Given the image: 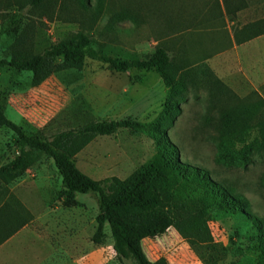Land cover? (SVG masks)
Segmentation results:
<instances>
[{"label": "rangeland", "instance_id": "rangeland-1", "mask_svg": "<svg viewBox=\"0 0 264 264\" xmlns=\"http://www.w3.org/2000/svg\"><path fill=\"white\" fill-rule=\"evenodd\" d=\"M110 1L96 13L84 7L88 0H44L36 6L31 0H0V57L29 56L50 44L75 40L80 33L87 34L97 49L119 58L145 59L163 45L171 55L173 87H166L154 70L119 72L90 58L79 68L59 69L37 86L30 72L5 65L0 66L4 113L28 135L43 137L103 119L157 123L164 138L176 146L178 161L207 171L264 226V41L251 39L238 53L231 51L225 38L230 33L227 27L232 31L235 25L227 17L208 26L216 35L217 28L227 26L219 35L224 47L216 48L225 52L206 53L188 45L182 58L180 41L165 24L158 28L156 23L139 26L118 20ZM244 3L236 17L238 25L264 19V0ZM98 4L89 2L93 9ZM157 135L132 128L98 135L75 155L76 165L94 179L111 175L127 179L155 157ZM19 151L13 131L0 128V167ZM31 156L34 167L28 173L36 178L34 192L16 187L19 177L0 175V186L14 185L25 196V205L17 203V217L79 223L87 229L90 243L97 227L96 199L90 194L68 197L53 159L34 151ZM154 193L161 199L155 209L167 211L176 221L203 212L218 264H258L248 224L237 215L219 213L184 175L168 173L155 182ZM8 200L16 204L14 196ZM11 211L9 220L15 216ZM105 233L100 244L111 249L108 225ZM143 247L149 258L165 257L170 264H205L201 255L212 249L206 245L194 249L175 227L146 240Z\"/></svg>", "mask_w": 264, "mask_h": 264}, {"label": "trees", "instance_id": "trees-1", "mask_svg": "<svg viewBox=\"0 0 264 264\" xmlns=\"http://www.w3.org/2000/svg\"><path fill=\"white\" fill-rule=\"evenodd\" d=\"M43 1L31 0V3L36 6ZM98 1L95 9L89 5L90 0L84 3V7L87 11L98 13L107 7V0ZM110 3L113 8H117L118 20L128 19L139 26L142 23H156L158 28L165 24V30L173 31V35L183 30V24L174 19L176 7L171 0H111ZM260 35H264V19L249 22L235 33L238 42ZM88 58L107 63L119 72L131 69L154 70L168 88H172L175 82L171 55L165 46H158L145 59L119 58L97 49L85 33H80L72 41L63 40L50 44L29 56H13L9 59L0 57V66L7 65L19 71L30 72L32 84L37 86L61 68L81 67ZM185 62L182 60L181 64ZM3 127L13 131L20 151L14 159L0 167V175H22L32 165L33 151L51 157L62 177V185L68 197L90 194L97 201L99 211L92 241L100 244L108 225L114 241L113 247L120 258L133 259L135 264H170L165 257L150 259L143 247V240L160 236L169 228L175 227L194 249L201 245L212 247L207 251V256H201L205 264H218V251L203 212L176 221L167 211L155 209L161 204V199L154 193L155 182L168 173H174L184 175L188 183L202 189L205 197L219 213L237 215L248 224L258 253V264H264V226L259 219L247 213L245 203L215 182L207 171L178 161L176 146L164 138L159 124L132 119H103L43 137L25 133L0 106V128ZM120 128L155 131L158 134L155 157L127 179L116 175L94 179L82 172L76 165L75 155L96 136L111 135Z\"/></svg>", "mask_w": 264, "mask_h": 264}, {"label": "crops", "instance_id": "crops-1", "mask_svg": "<svg viewBox=\"0 0 264 264\" xmlns=\"http://www.w3.org/2000/svg\"><path fill=\"white\" fill-rule=\"evenodd\" d=\"M171 1L176 7L173 13L175 21L183 24L181 25L183 30L175 34L180 41L182 58L189 46L198 48V51L208 50L206 53L225 52L224 49L216 48L221 45L224 47V38L221 39L219 35L225 32L223 30L227 26L215 28L219 32L218 35L213 33L214 28L208 26L227 17H230L232 24L235 25L232 31L229 26L227 27L230 33L225 38V45L231 46V51L238 53L242 46L251 40L238 42L235 37V33L247 24L238 25L236 20L238 12L245 6L244 0ZM252 39L264 41V35ZM32 167L34 166L19 176L21 182L15 185L30 193L34 192L36 182V178L29 176L28 173ZM15 186L4 182L0 186V264H130L129 259L118 256L113 245L111 249H105L102 244L93 241L89 243L86 237L87 229L79 223L40 222L38 216L24 221L21 216L17 217V203L25 205L26 202L20 188L15 191ZM9 196H14L16 204L9 203ZM19 206L22 210V205ZM9 209H13L11 213L15 214L10 220ZM146 240L150 238L143 240V246Z\"/></svg>", "mask_w": 264, "mask_h": 264}]
</instances>
